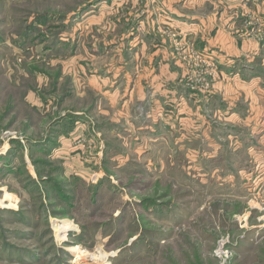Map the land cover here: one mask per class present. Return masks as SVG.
<instances>
[{
  "label": "rangeland",
  "instance_id": "374dc122",
  "mask_svg": "<svg viewBox=\"0 0 264 264\" xmlns=\"http://www.w3.org/2000/svg\"><path fill=\"white\" fill-rule=\"evenodd\" d=\"M159 15L0 0V264H264V17L221 69Z\"/></svg>",
  "mask_w": 264,
  "mask_h": 264
},
{
  "label": "crops",
  "instance_id": "0c3cea01",
  "mask_svg": "<svg viewBox=\"0 0 264 264\" xmlns=\"http://www.w3.org/2000/svg\"><path fill=\"white\" fill-rule=\"evenodd\" d=\"M180 1L185 2L181 9H179ZM160 12L171 17L166 19L170 21L168 24L173 27L175 26L174 22L179 21V14L184 16L185 19H181L182 22L191 24L187 27L188 33L196 36V41L199 36L201 39L203 37L204 42L199 41L198 44L203 47L202 53L205 58H208L207 62H212V65L216 63L221 69L227 64L239 68L243 63L242 52H247L249 48L246 46L249 43L252 46L253 42L248 40L245 44L243 43L240 33L244 32V29L239 26L238 19L246 15H249L248 17L251 19L256 17L262 19L264 17V0H158V18L162 17L159 15ZM250 29L252 28L250 27ZM159 50L161 51V47ZM217 72L218 80H216L213 70L211 72L215 77L214 81H220L223 78L221 76L225 75L219 69ZM210 97L207 106H217V109L222 111L221 114L226 113L224 107L217 100L221 97L219 95ZM238 101L239 97L234 103ZM223 102L226 103V100Z\"/></svg>",
  "mask_w": 264,
  "mask_h": 264
},
{
  "label": "built area",
  "instance_id": "2783aa9c",
  "mask_svg": "<svg viewBox=\"0 0 264 264\" xmlns=\"http://www.w3.org/2000/svg\"><path fill=\"white\" fill-rule=\"evenodd\" d=\"M198 58H200L201 60H203V63H207V60H206V59H208V58H205V55H202V58H201V56L199 55ZM208 72H209V70H208V68H207L206 76L209 75V80H210V81H208L207 78H206V83H207L208 88H210L211 85H212V80H213V78H214V75H213L212 73H208ZM209 84H210V85H209ZM221 252H222V253H221ZM221 252H220V251L216 252L217 257H219L220 259H222L223 255H224V253H223L222 250H221Z\"/></svg>",
  "mask_w": 264,
  "mask_h": 264
},
{
  "label": "bare ground",
  "instance_id": "6f19581e",
  "mask_svg": "<svg viewBox=\"0 0 264 264\" xmlns=\"http://www.w3.org/2000/svg\"><path fill=\"white\" fill-rule=\"evenodd\" d=\"M100 256V255H99ZM101 257V256H100ZM98 258V257H97ZM94 259V258H93ZM97 261V260H96Z\"/></svg>",
  "mask_w": 264,
  "mask_h": 264
}]
</instances>
